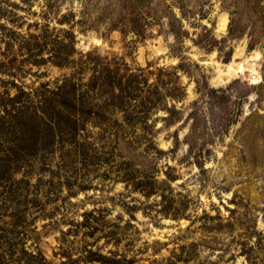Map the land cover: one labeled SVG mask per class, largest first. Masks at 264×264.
Listing matches in <instances>:
<instances>
[{"label": "rangeland", "instance_id": "1", "mask_svg": "<svg viewBox=\"0 0 264 264\" xmlns=\"http://www.w3.org/2000/svg\"><path fill=\"white\" fill-rule=\"evenodd\" d=\"M0 264H264V0H0Z\"/></svg>", "mask_w": 264, "mask_h": 264}, {"label": "bare ground", "instance_id": "2", "mask_svg": "<svg viewBox=\"0 0 264 264\" xmlns=\"http://www.w3.org/2000/svg\"><path fill=\"white\" fill-rule=\"evenodd\" d=\"M241 71H243V69H242V68H241ZM241 71H240V72H241Z\"/></svg>", "mask_w": 264, "mask_h": 264}]
</instances>
